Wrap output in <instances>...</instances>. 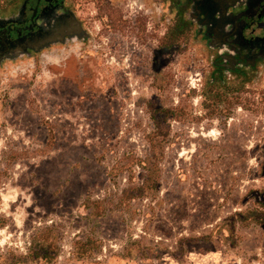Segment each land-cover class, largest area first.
Segmentation results:
<instances>
[{
  "label": "rangeland",
  "instance_id": "374dc122",
  "mask_svg": "<svg viewBox=\"0 0 264 264\" xmlns=\"http://www.w3.org/2000/svg\"><path fill=\"white\" fill-rule=\"evenodd\" d=\"M143 29L83 98L4 78L0 264H264V225L240 219L264 200V73L211 91L187 36L162 54Z\"/></svg>",
  "mask_w": 264,
  "mask_h": 264
},
{
  "label": "flooded vegetation",
  "instance_id": "af4514ba",
  "mask_svg": "<svg viewBox=\"0 0 264 264\" xmlns=\"http://www.w3.org/2000/svg\"><path fill=\"white\" fill-rule=\"evenodd\" d=\"M135 28L137 40L142 28L157 32L162 54L187 36L211 91L258 84L264 73V0H0V107L13 73L60 74L66 93L83 98L112 53L135 48L123 40Z\"/></svg>",
  "mask_w": 264,
  "mask_h": 264
},
{
  "label": "trees",
  "instance_id": "16d2710c",
  "mask_svg": "<svg viewBox=\"0 0 264 264\" xmlns=\"http://www.w3.org/2000/svg\"><path fill=\"white\" fill-rule=\"evenodd\" d=\"M172 41H173V38L170 39V37H167L164 39L163 43H165V45H171ZM168 113L174 114L175 112L170 111ZM261 192L264 193V189ZM240 214H241L240 219L243 224H247V225L255 224L258 226L264 225V200L257 199L253 207H248L243 213H240ZM82 249L83 251L80 257H84L87 251L84 247H82ZM33 257L39 258V257H46V256L42 255L39 249H35L33 250ZM47 261L50 262L52 260H47Z\"/></svg>",
  "mask_w": 264,
  "mask_h": 264
}]
</instances>
